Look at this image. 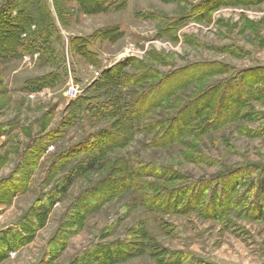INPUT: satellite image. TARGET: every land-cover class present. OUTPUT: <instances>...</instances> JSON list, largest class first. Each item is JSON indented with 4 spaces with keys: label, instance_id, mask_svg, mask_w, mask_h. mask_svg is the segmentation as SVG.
I'll use <instances>...</instances> for the list:
<instances>
[{
    "label": "rangeland",
    "instance_id": "obj_1",
    "mask_svg": "<svg viewBox=\"0 0 264 264\" xmlns=\"http://www.w3.org/2000/svg\"><path fill=\"white\" fill-rule=\"evenodd\" d=\"M43 1L49 51L0 38V264H264V2Z\"/></svg>",
    "mask_w": 264,
    "mask_h": 264
},
{
    "label": "trees",
    "instance_id": "obj_2",
    "mask_svg": "<svg viewBox=\"0 0 264 264\" xmlns=\"http://www.w3.org/2000/svg\"><path fill=\"white\" fill-rule=\"evenodd\" d=\"M39 1L43 5V7H42L43 13L45 14V18L43 17V19L40 18L41 16H39V15L37 16L38 13L30 7L33 5L29 4L30 2H28L27 0L5 1V3L3 5H0V38H5L9 34H15L16 33L19 35L16 37V39H17L16 43L22 44V47H20L19 50L17 49V50H14L12 52H11L12 48L10 46H8V47L5 46L3 49H6V50H4V52H2V50L0 51L1 56H6L4 54L5 52H7V53L11 52L12 55H16V56H22L26 52L30 53V52H34V51H39L41 53V51L43 52L45 49H47V51H49L50 47L48 48L47 44L50 46V44H49L50 36L47 37L46 34L53 33L52 27H54V25H53V21H52V17H51L49 8L45 5L43 0H39ZM262 2H264V0H214V4H212L210 9L213 10L219 6H222V5L248 6V5H256V4H259ZM14 13H16V14L14 15ZM44 25L49 29L50 33H48L46 30L41 28ZM31 26H33L34 28L30 29ZM21 31L26 32V35L24 37H20ZM4 43H6V41H4ZM11 44H13V43H11ZM24 48H26V49H24ZM117 67H119V66H114L111 69L112 71L110 70L111 73H113V75L118 74L117 73ZM124 81H125V79H124ZM119 95L120 94L117 93V94H115L114 97L119 96ZM135 95L136 94H133V97ZM136 96H138V95H136ZM142 99L143 98H140V100H139L138 97H136L130 103V106H132V108H130V110H128L127 114L131 115L132 113H137L138 111L133 110V108H135V107L137 108L138 103H140L142 101ZM94 105L101 107V109L105 110V113L108 110H110L109 112L112 111V112H115L117 114H119L121 112V108L118 105V103L115 102V100L107 99L106 101L97 102ZM129 115H128V117H129V119H131L132 116H129ZM154 121H156V120H154ZM178 134H180V133H177L176 135H178ZM120 139L121 138L119 136L114 135L113 139L110 140L108 143H106L105 146L116 144V143H118V141H120ZM73 149L71 152H74ZM91 149L96 150L94 147ZM69 150H71V148ZM67 152L65 151L62 154L63 158L65 157V154ZM94 161H95L94 158L87 157L80 164H84V166L87 167L86 168L87 170H91L94 167ZM77 167L78 166H76L74 168V170H76ZM74 170L71 171L72 174H68L67 176H64V178L61 179L62 180L61 183L57 182L56 184H54L53 190H50L49 193L47 194V196H49L50 199L58 202L59 201L58 196H60V195L63 196L66 193L67 189L69 188V186L73 183V181L75 179ZM258 183L259 184L257 185V193H256L255 202L252 205H249L248 207H244L243 209L249 210L250 206L251 207L256 206L257 212L259 213L258 215L260 217H263L264 205H263V200L261 199V197L263 196V198H264V178L259 180ZM227 203H228L227 205L230 206L233 202L232 203L227 202ZM236 203L239 205V202H236ZM43 223H44V220L39 224V226L37 228L41 227L43 225ZM2 247H3V249L6 250V244H2ZM12 249H14V247H12L11 249H8V250H12ZM0 256L5 257L6 253L5 254L0 253Z\"/></svg>",
    "mask_w": 264,
    "mask_h": 264
},
{
    "label": "built area",
    "instance_id": "obj_3",
    "mask_svg": "<svg viewBox=\"0 0 264 264\" xmlns=\"http://www.w3.org/2000/svg\"><path fill=\"white\" fill-rule=\"evenodd\" d=\"M69 92H71V95L73 96L75 94L76 90L71 86L69 88Z\"/></svg>",
    "mask_w": 264,
    "mask_h": 264
}]
</instances>
